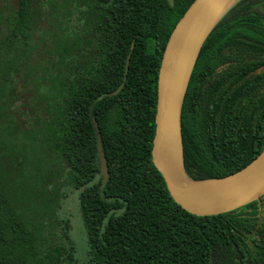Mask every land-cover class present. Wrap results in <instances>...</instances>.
<instances>
[{
	"label": "trees",
	"instance_id": "obj_1",
	"mask_svg": "<svg viewBox=\"0 0 264 264\" xmlns=\"http://www.w3.org/2000/svg\"><path fill=\"white\" fill-rule=\"evenodd\" d=\"M192 2L0 0V264H80L59 215L65 186L79 192L87 264H264V194L196 215L152 160L163 52ZM182 134L193 179L233 173L264 149V0H237L206 38Z\"/></svg>",
	"mask_w": 264,
	"mask_h": 264
},
{
	"label": "water",
	"instance_id": "obj_2",
	"mask_svg": "<svg viewBox=\"0 0 264 264\" xmlns=\"http://www.w3.org/2000/svg\"><path fill=\"white\" fill-rule=\"evenodd\" d=\"M168 1L174 5V0ZM236 1L193 0L171 32L159 68L152 160L173 199L196 215L230 212L260 200L264 194V149L241 169L221 177L193 179L187 175L184 164L182 108L188 82L206 38ZM129 61L130 55L124 78L110 95L124 87ZM90 112L96 132L100 175L102 184H106L110 174L102 133L93 106Z\"/></svg>",
	"mask_w": 264,
	"mask_h": 264
},
{
	"label": "rangeland",
	"instance_id": "obj_3",
	"mask_svg": "<svg viewBox=\"0 0 264 264\" xmlns=\"http://www.w3.org/2000/svg\"><path fill=\"white\" fill-rule=\"evenodd\" d=\"M62 192L65 195L61 198L59 215L61 218L70 220V235L76 248V257L80 264H87L89 247L84 223L79 210V192L73 189L66 190V186L63 187Z\"/></svg>",
	"mask_w": 264,
	"mask_h": 264
}]
</instances>
